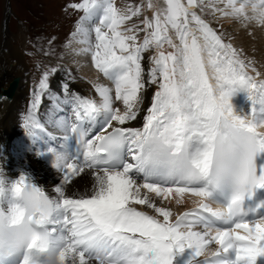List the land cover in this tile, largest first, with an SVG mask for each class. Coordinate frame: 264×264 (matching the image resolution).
I'll return each mask as SVG.
<instances>
[{"label": "snow or ice", "instance_id": "6c2138e0", "mask_svg": "<svg viewBox=\"0 0 264 264\" xmlns=\"http://www.w3.org/2000/svg\"><path fill=\"white\" fill-rule=\"evenodd\" d=\"M166 5L152 19L145 17L139 28L125 27L141 15L139 7L124 14L115 0L71 4L83 13L77 22L83 53L91 54L115 95L112 88L96 84L97 102L72 91L65 81L61 97L50 88L55 68L43 73L32 95L23 128L34 142L46 132L37 115L42 97L47 94L56 112H67L52 122L63 133L60 143L37 154L52 157L64 185L86 170L94 179L78 198L66 196L62 186L50 195L24 175L13 183L17 192L30 188L51 208L48 235L61 264H174L186 252L184 264H264V217L248 220L244 210L245 202L264 189V165L256 163L264 153V134L258 131L264 128V120L258 119L264 116V80L257 79L261 74L255 68L256 76L248 75L250 65L197 13L207 7L212 14L264 25V0H187L186 5L166 0ZM153 7L150 2L148 8ZM140 31L146 33L142 42ZM165 45L172 51H163ZM152 49L145 80L142 61ZM146 84L156 91L143 125L125 126L137 120ZM237 87L248 93V115L237 114L230 103ZM4 182L0 175V185ZM142 190L165 200L175 193L178 205L185 194L198 200L173 221V212L158 207ZM227 191L232 193L227 205L213 199L214 193ZM135 205H147L163 220ZM260 208L264 203L254 214ZM61 210L62 218L53 221ZM213 244L217 247L211 248ZM35 245L33 239L28 248ZM207 252L212 254L198 260ZM23 264H32L27 253Z\"/></svg>", "mask_w": 264, "mask_h": 264}, {"label": "clouds", "instance_id": "9594fccd", "mask_svg": "<svg viewBox=\"0 0 264 264\" xmlns=\"http://www.w3.org/2000/svg\"><path fill=\"white\" fill-rule=\"evenodd\" d=\"M258 131L264 134V128ZM0 175L5 181L0 185V264H11L15 257L26 253L30 255L32 264H61L60 254L53 251L56 246L48 235L51 208L30 188L17 192L13 183L3 173ZM216 210L223 211L219 206ZM33 239L36 245L29 249ZM211 254L205 253V258Z\"/></svg>", "mask_w": 264, "mask_h": 264}, {"label": "bare ground", "instance_id": "6f19581e", "mask_svg": "<svg viewBox=\"0 0 264 264\" xmlns=\"http://www.w3.org/2000/svg\"><path fill=\"white\" fill-rule=\"evenodd\" d=\"M117 3L122 4L121 13H126L127 4L125 0H115ZM186 5V1L182 0ZM154 7L160 8L159 1L156 0L152 3ZM153 7V8H154ZM127 27V25H125ZM190 27L195 31V24H191ZM197 36L200 35L199 32L195 33ZM256 38H251V41L257 43V56L259 60L257 61L256 72L261 75L257 78L259 80H264V33L262 29H257ZM219 35V34H218ZM246 38V37H245ZM203 44V40L199 41ZM13 42H11L8 32L3 31L0 37V92L2 89H6L9 83L13 81L14 77L17 78L18 85L14 92L12 99L2 97L0 99V165H3L6 160H12L19 153V147L25 149L26 146L23 145L22 140L19 136L22 132L23 124V113L26 107V102L28 99V88L25 79V69L23 63V56L15 48H13ZM80 41L73 39L71 52H79ZM259 54L262 58L259 57ZM143 68L145 71V79H147V74L150 69V64L147 61L146 56L143 60ZM260 65V66H259ZM63 73H58L59 80L68 81L70 86H79V78L77 75L73 74L71 68L64 64L61 66ZM256 76V74L251 75ZM150 101V94L148 90L143 92V104L141 105V111L139 117L145 114V109L147 108ZM185 199V197H183ZM174 264H176L174 262Z\"/></svg>", "mask_w": 264, "mask_h": 264}, {"label": "rangeland", "instance_id": "374dc122", "mask_svg": "<svg viewBox=\"0 0 264 264\" xmlns=\"http://www.w3.org/2000/svg\"><path fill=\"white\" fill-rule=\"evenodd\" d=\"M187 2V0H185ZM10 0H0V29L2 28V23L5 21V12L8 10V5ZM56 3L57 0H55L51 5L50 3L46 2L45 0H13V7L15 9V12L23 19V22L16 19L14 16H12L11 24L13 25L12 29L14 30L11 32V41L13 42V45L19 52H25L26 46H32V47H37V43H33V38L34 35L32 33H29L27 27H26V22L25 18L29 17L30 19L34 20V16H36V11L38 9L46 8L48 6L52 7V12L55 14L56 9ZM12 6V5H11ZM54 35H49L47 37V41H51V38ZM246 37V36H245ZM244 37V38H245ZM254 43V40H252ZM14 48V47H13ZM15 49V50H16ZM19 52V53H20ZM60 52L58 51V54ZM24 63V59H23ZM26 79V77H25Z\"/></svg>", "mask_w": 264, "mask_h": 264}]
</instances>
